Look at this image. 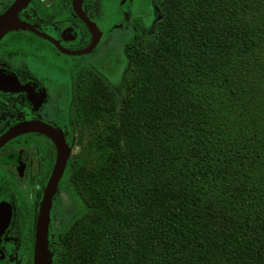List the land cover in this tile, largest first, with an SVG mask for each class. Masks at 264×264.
Instances as JSON below:
<instances>
[{
  "label": "trees",
  "instance_id": "1",
  "mask_svg": "<svg viewBox=\"0 0 264 264\" xmlns=\"http://www.w3.org/2000/svg\"><path fill=\"white\" fill-rule=\"evenodd\" d=\"M157 6L120 88L82 85L101 127L54 264H264V0Z\"/></svg>",
  "mask_w": 264,
  "mask_h": 264
},
{
  "label": "flooded vegetation",
  "instance_id": "2",
  "mask_svg": "<svg viewBox=\"0 0 264 264\" xmlns=\"http://www.w3.org/2000/svg\"><path fill=\"white\" fill-rule=\"evenodd\" d=\"M157 3L0 0V264H34L37 218L58 155L54 139L67 160L51 200L47 249L52 264L63 260L84 209L82 85L97 76L107 82L100 56L119 43L129 63L126 45L137 32L153 33ZM148 12L159 19L144 33Z\"/></svg>",
  "mask_w": 264,
  "mask_h": 264
},
{
  "label": "rangeland",
  "instance_id": "3",
  "mask_svg": "<svg viewBox=\"0 0 264 264\" xmlns=\"http://www.w3.org/2000/svg\"><path fill=\"white\" fill-rule=\"evenodd\" d=\"M158 19L159 16L154 13L152 14L151 12H148L146 15H144V33H150L152 31V24ZM100 59L101 65L98 67V72L107 80V82L113 89H119L121 86L123 75L129 67V63L127 64V61H124L123 58L122 43L116 45L107 56H100ZM120 64L122 67L120 66ZM87 115L90 121H88V123L84 126V147L95 137L96 133L101 127V122L98 116L95 115L94 111H92L91 108H88L86 116ZM81 149L84 150L83 148ZM84 158L86 160V165L84 167L85 172V169L88 167V162L89 165H91V162L89 157L86 156Z\"/></svg>",
  "mask_w": 264,
  "mask_h": 264
},
{
  "label": "water",
  "instance_id": "4",
  "mask_svg": "<svg viewBox=\"0 0 264 264\" xmlns=\"http://www.w3.org/2000/svg\"><path fill=\"white\" fill-rule=\"evenodd\" d=\"M87 49L80 54L88 53ZM57 145L58 155L53 169L52 176L47 184L44 196L39 209V214L36 224V242L34 247V264H52V255L47 249V231L49 223V212L51 207V200L56 192L57 183L63 171L67 160V150L65 146L54 139ZM67 149V148H66Z\"/></svg>",
  "mask_w": 264,
  "mask_h": 264
}]
</instances>
